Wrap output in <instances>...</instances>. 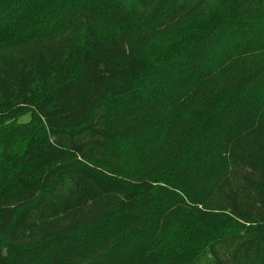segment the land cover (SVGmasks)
<instances>
[{"label":"trees","instance_id":"obj_1","mask_svg":"<svg viewBox=\"0 0 264 264\" xmlns=\"http://www.w3.org/2000/svg\"><path fill=\"white\" fill-rule=\"evenodd\" d=\"M6 52L0 264H264V0H0Z\"/></svg>","mask_w":264,"mask_h":264},{"label":"rangeland","instance_id":"obj_2","mask_svg":"<svg viewBox=\"0 0 264 264\" xmlns=\"http://www.w3.org/2000/svg\"><path fill=\"white\" fill-rule=\"evenodd\" d=\"M12 52H13V53H12L11 56H14V57L17 56V54H18V50H13ZM3 56H9V55H8L7 52H6V53H0V59H1ZM20 120H21L22 122H27V121L30 120V115L27 114V115H25L24 117H22Z\"/></svg>","mask_w":264,"mask_h":264}]
</instances>
